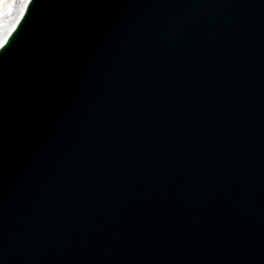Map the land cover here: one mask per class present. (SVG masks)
<instances>
[{"label":"water","instance_id":"1","mask_svg":"<svg viewBox=\"0 0 264 264\" xmlns=\"http://www.w3.org/2000/svg\"><path fill=\"white\" fill-rule=\"evenodd\" d=\"M240 236L264 249V0H36L0 59V264Z\"/></svg>","mask_w":264,"mask_h":264},{"label":"snow or ice","instance_id":"2","mask_svg":"<svg viewBox=\"0 0 264 264\" xmlns=\"http://www.w3.org/2000/svg\"><path fill=\"white\" fill-rule=\"evenodd\" d=\"M36 0H0V59H2L12 47L13 41L19 34L23 23L28 18L32 6ZM264 264V249L259 252L244 237H236L232 241L231 258L225 264ZM27 264V261L21 262ZM93 264H97L93 261ZM125 264H136L129 259ZM167 264V261H161ZM175 264H186L183 258L175 261ZM207 264V262H203Z\"/></svg>","mask_w":264,"mask_h":264}]
</instances>
